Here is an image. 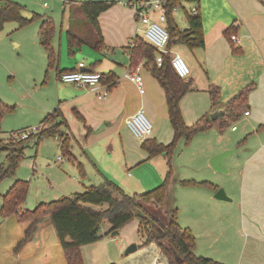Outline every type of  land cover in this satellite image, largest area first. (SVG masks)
Here are the masks:
<instances>
[{"label":"crops","instance_id":"crops-1","mask_svg":"<svg viewBox=\"0 0 264 264\" xmlns=\"http://www.w3.org/2000/svg\"><path fill=\"white\" fill-rule=\"evenodd\" d=\"M63 3L66 18L59 33L55 30L52 39V46L59 54L58 72L73 71L78 63H83L85 70H90L92 66V70L100 74L113 73L116 77L113 89L108 90L107 86L100 84V87L87 91L59 82L57 71H47V55L40 46L37 27H25L19 31L15 27L10 33L9 30L4 32L2 27L0 34V39L8 41L4 43L7 48L14 46L20 55L27 58L26 62L30 65L26 74L34 85H45L49 72H53L55 82L59 84L56 87H66L56 93L57 100L54 102L57 101V106L54 110L59 109L73 136L68 171L76 174L77 164H80L85 178L56 181L58 191L51 197H70L81 192H77V183L84 190L91 187L88 185L98 186L105 180L128 195L151 191L163 183L168 171L166 160L163 156L149 158L141 148L143 141L135 139L124 122L137 110L143 109L152 124V134L147 139L168 145L173 139V131L164 92L144 68L143 62H138L134 70L138 69L142 78L144 94H139L135 85L124 78L130 71L128 45L137 36L133 13L125 0H117L114 6L98 17L104 48L94 52L83 47L71 58L65 35L69 1L63 0ZM199 12L204 48L189 50L183 45L171 43L167 49L182 55L191 68L187 79L192 82L190 92L181 99L179 108L186 126L193 125L203 116L210 118L214 113L216 117L211 121L227 122L222 130L211 129L196 134L187 145L184 139L178 142L180 145L172 162L174 176L184 167L186 172L191 173L192 179L177 178L170 189L181 181L210 183L215 189L177 187L172 209L177 211L178 225L193 234V253L196 257L204 258L206 255L222 264H264V7L258 0H200ZM21 15L25 18L23 12ZM178 29L183 31L187 27ZM228 29L231 35L239 38V45H233L225 37ZM0 54L4 56V50ZM78 56L89 59V62ZM0 69L3 72L5 68L0 64ZM197 69L201 70L199 75ZM6 71L15 79L16 73ZM48 82H51L50 79ZM210 87L217 88L219 92L215 105L209 95ZM6 88H10L6 96L11 97L12 85ZM247 88L250 89L246 110L231 113L228 102ZM104 90H108V97L98 99L97 96ZM224 94L227 97L224 98ZM33 95L34 89H31V93L26 91L21 98ZM0 97V101L11 105V102L3 100V96ZM51 99L47 98L44 104L52 103L48 102ZM44 104L24 112L26 121L20 130L30 129L36 123L40 125L43 118L54 111L48 112L51 107ZM73 110L82 117V121L75 117ZM245 112L248 116L244 115ZM14 114L7 115L0 126L11 122L9 118H15ZM240 118L248 124L242 134L236 136L239 129L235 123ZM232 127L236 129L232 131ZM0 136L7 135L0 131ZM56 143L59 149L57 140ZM231 150L235 152L222 160L225 171H215L209 163L211 158ZM236 153L239 155L232 157ZM58 158L56 165L60 166L64 158L61 162ZM70 182H73V187L67 190ZM35 193L39 192L35 190ZM47 197L43 194L29 195L28 191L20 212L48 203ZM1 204L2 201L0 207ZM30 225L31 222L19 223L15 215L7 218L0 216V264H67L48 218L36 225L31 239L15 252ZM108 229L109 226L104 224L98 242L80 247L83 264H168L155 244L142 246L146 240L143 235V238L138 236L135 255L121 256L124 246L118 236L124 228L117 231V235L107 234ZM135 229L136 225L130 232ZM218 257L220 260H216Z\"/></svg>","mask_w":264,"mask_h":264},{"label":"trees","instance_id":"trees-1","mask_svg":"<svg viewBox=\"0 0 264 264\" xmlns=\"http://www.w3.org/2000/svg\"><path fill=\"white\" fill-rule=\"evenodd\" d=\"M4 1L0 9V30L3 25L9 22L17 24L18 28H24L34 21H39V43L47 55V71H57V76L69 72H58L59 54L52 46V39L55 34V27L48 17L42 18L33 15L29 19L23 18L22 6L11 1ZM68 27L66 30V43L68 56L73 58L83 48H90L94 52H100L104 48L103 38L98 25V17L116 4V2H82L68 0ZM163 11L166 17V30L169 34V49L171 43L183 45L189 50L204 48V37L202 21L199 13L200 0H186L195 2L197 8L195 13L185 12L187 22L186 30H179L173 20V12L181 7L182 0H163ZM264 6V5H263ZM66 9H63L64 14ZM232 32L228 29L224 35L230 42ZM172 41V42H171ZM130 64L129 70H134L138 62L148 70L152 78L163 90L169 124L173 131V139L170 144H158L154 139H146L142 142L141 148L148 154L149 158L163 156L166 160L168 171L163 183L157 188L141 195H128L114 183L105 180L101 185L85 188L82 192L70 197H62L56 201L41 203L31 211L20 212V206L24 203L29 189L28 181H15L2 198L0 207L1 218L17 216L19 223L31 222L25 231L24 238L17 244L15 252H18L32 237L37 224L44 218H48L55 231L56 237L61 245L67 264H83L80 247L98 242L101 239L100 231L104 224L109 226L107 234L121 230L135 218L140 221L141 232L144 231L146 240L142 246L155 244L168 264H222L210 259L196 257L193 253L195 238L189 229L181 228L177 223L176 209L166 213L167 225L162 226L161 235L157 234L152 226L157 221L148 210V205L161 207L170 191L173 181V157L177 144L184 139L188 144L198 133L207 130H222L224 123L211 121L208 116L201 117L191 126H186L179 108L181 99L190 92L192 82L180 79L170 65L169 55L163 57L160 66L155 60L154 49L146 42L139 39L135 48L129 49ZM92 70V66L90 68ZM101 84L108 87V90L116 86V77L113 73L102 74ZM250 88L244 89L234 96L227 104L231 113L242 112L247 108V94ZM209 95L211 102L215 105L218 101L219 92L217 88L210 87ZM15 108L0 101V123L7 115L13 114ZM75 117L82 121V117L73 110ZM27 130L19 131L10 135H17ZM48 138L59 142L62 158L71 160L70 152L73 136L59 109L47 114L41 121L36 133L29 134L26 139L14 140L0 138V152L6 154L5 160L8 167L0 166V183L14 175L15 169L24 158V151L29 142L33 143L35 151L39 144ZM78 172L84 177L82 166L77 164ZM183 188L203 187L215 189L210 183H196L194 181H181ZM89 206L98 207L92 209ZM105 206L103 209L102 207ZM143 229V230H142ZM160 235V236H159ZM175 257L177 259H175Z\"/></svg>","mask_w":264,"mask_h":264},{"label":"rangeland","instance_id":"rangeland-1","mask_svg":"<svg viewBox=\"0 0 264 264\" xmlns=\"http://www.w3.org/2000/svg\"><path fill=\"white\" fill-rule=\"evenodd\" d=\"M8 1L17 3L20 6H22L23 16L25 18H30L33 15H38L42 18H46V17L50 18L54 24V27L57 33H59L60 26L61 24L64 23L65 18H66L67 12L65 11L64 14L62 13L63 8H64L63 0H8ZM74 1L78 3H82V2H108V1L116 2L117 0H74ZM151 1H156V0H151ZM4 4H5L4 1L0 0V9L4 6ZM180 4H181V7L176 9L173 12L172 16H173V20L175 24L179 28H183V27L186 28L188 26L185 20V12L188 13L190 12V10H192L193 8L196 9L198 6L195 2L194 3L188 2L186 0H182ZM16 25L17 24L14 22L6 23L3 25L4 27L3 30L4 32L9 30V33H10L15 29V27L17 28L16 31H19L25 28V27L18 28V26ZM26 27H29L27 29H31L32 27H37V29H39V21H34ZM0 34H1V30H0ZM4 43L6 44L8 43V41L6 42V38L3 40L0 39V53L3 52L4 50V56H1L0 54V64L3 66V69L5 68L3 72L0 69V96H3V100L7 102H11L10 106H15L14 108L16 111L14 112L16 115L14 114L15 116H13L15 118H9L11 119V122H8V124H5L6 126L4 127L2 126V124L0 126V128L2 127L0 131L4 135H7V136H0V138L3 140H7L8 138L10 139V134L19 132L18 130L23 128L20 126L24 124V122L26 121L24 120L23 117H25V113L28 112L29 109H34L35 107L39 106V104H44L47 98L52 97V99L48 100V102L49 101H53V102L44 104V106L48 108L51 107L50 111L48 112H51L52 110H54V108H56L57 106V101L54 102V100H57L56 93L59 90L66 88V87H60V89L56 87V85H59V84L55 82L53 72H49L48 74V78L51 81L50 83L48 82L49 80L48 79L45 85L44 84L41 85V83L34 85L32 83V80L26 74L29 70V65H30V63L27 64L26 62L27 58H25L23 54L20 55L19 52L16 51L14 46L12 48H7L6 44ZM78 57L81 60H84L85 62H89V59L85 57H81V56H78ZM182 58L186 62L189 69H191L186 59L183 56ZM2 59H5V60H2ZM6 70L16 73L15 79ZM196 71H197V75H199L201 70L197 69ZM196 84L198 85L200 84V82H196ZM10 85H12L13 92H11L10 94L11 97H7L6 95L10 93V88H6V87ZM31 89H34V95L31 97L32 99L31 98H27V99L21 98V96H23L26 91L31 93ZM225 97L227 96L224 94V98ZM225 100H229V99H225ZM246 124H248V122H246L244 118H240L236 121L235 126L239 129L236 136L242 134V132L246 128ZM32 126H33L32 128L24 129V130H34L39 127L37 123ZM20 131H23V130H20ZM17 136H19V134H17ZM43 141L39 144L37 151H35L32 142H29L26 145V149L24 151V158L21 160V162L18 164L17 168L15 169L14 175L9 178H6L0 183V195L5 194L15 181H28L29 195H42V194L48 195L47 197L48 202H52V201L58 200L59 198L58 196L51 197V196H55L58 191V186L55 185L56 181H64V180L77 181L78 179L81 180L85 178V177L83 178L81 177L78 170L76 174L75 172L68 171V165H70V162H71L68 158H64V162L62 165L60 166L56 165L57 157L58 156L61 157L62 154L60 152V148L59 149L57 148V143L55 139L48 138ZM179 145L180 144L177 145L176 150L178 149ZM5 155L6 154L4 152H0V166L2 165L3 167L6 163V160L4 159V157H6ZM237 155L239 154L236 153L232 157H236ZM183 177H184V180L192 179L190 178L191 173L186 172L184 167L180 168V172L178 171V173L175 174V176L173 177L172 185H174L173 183L175 182L177 178L182 180ZM71 183L73 182H70L68 184L67 190H71V188L73 187ZM77 185L79 187L77 192H80V191L82 192L83 188L81 187V185L78 183ZM88 186H96V185L92 184ZM177 187H180L179 182L178 183L176 182V186L172 187V190L170 189L171 196L169 193L168 199L161 207L155 206V205L147 206V210L149 214L152 217H154L155 220L157 221L156 223L157 225L152 226L150 230L153 229L155 232H158L157 234H160L161 233L160 228L162 226H166L168 223L166 213L169 212L170 210H173L172 209L173 208L172 199L174 198L176 194V189H178ZM35 190L39 193H35ZM68 192H72V191H68ZM1 201H2V198L0 197V202ZM104 208L105 206H103V209ZM134 225H136L135 231L130 232ZM139 225H140L139 219L135 218L133 221L128 223L126 226H124L123 227L124 229L122 228L123 231L121 235L118 236V238L122 241L123 246H124V248L121 250V253H120L121 256L124 257L127 255L125 254V251L130 245L136 246V244H138L139 237L141 238L142 235L146 237L145 232L144 231L141 232ZM221 241L222 239L218 240V243L220 244ZM135 252L128 254L127 256L135 255ZM204 258L214 260L212 257H208L206 255L204 256ZM175 259L177 258L175 257ZM216 260H220V257L216 258Z\"/></svg>","mask_w":264,"mask_h":264},{"label":"built area","instance_id":"built-area-1","mask_svg":"<svg viewBox=\"0 0 264 264\" xmlns=\"http://www.w3.org/2000/svg\"><path fill=\"white\" fill-rule=\"evenodd\" d=\"M258 1L264 5V0ZM125 4L130 11H132L134 20L137 23V36L129 43L128 49L135 48L139 43V39H141L154 49L155 60L158 66L162 64L163 57L169 55L170 65L176 75L182 80L188 79L190 76V69L184 59L178 53L167 50L169 34L165 26L166 17L163 11L164 1L125 0ZM191 12L194 14L195 10L192 9ZM230 42L233 45L240 44V40L236 35H231ZM101 77L102 74L95 71L85 70V65L83 63H78L73 71L60 74L58 81L91 91L100 87ZM124 78L135 85L139 94H144L143 81L138 74V69L127 71ZM108 95V90H104L97 97L98 99H106ZM244 115L248 116V112H245ZM124 124L131 135L137 140L144 141L152 134V124L146 117L143 109L137 110L133 115L128 117ZM235 129L236 127H232V131ZM37 130L38 128L27 130L20 133L19 136L10 135V137L16 140H23L26 139L29 134L36 133ZM62 160V157L58 158L59 162Z\"/></svg>","mask_w":264,"mask_h":264},{"label":"water","instance_id":"water-1","mask_svg":"<svg viewBox=\"0 0 264 264\" xmlns=\"http://www.w3.org/2000/svg\"><path fill=\"white\" fill-rule=\"evenodd\" d=\"M216 117V113H214L213 115L210 116V119H215ZM235 152L234 150H231V151H225V152H222V153H219L215 156H213L210 160V166L217 172H223L225 171V168L223 167L222 165V160L230 155L231 153ZM8 167V164L5 163L4 165V168L6 169ZM219 193H221V191H219ZM218 197V194L216 195ZM113 235H117V231H114L112 233ZM161 235V234H160ZM159 235V236H160ZM137 250L136 246L135 245H130L126 251H125V254H131V253H134L135 251Z\"/></svg>","mask_w":264,"mask_h":264}]
</instances>
